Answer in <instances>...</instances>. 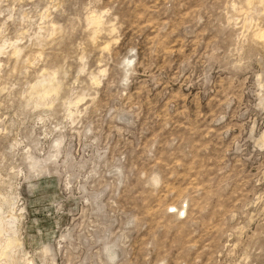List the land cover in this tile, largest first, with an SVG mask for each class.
<instances>
[{"label": "rangeland", "instance_id": "rangeland-1", "mask_svg": "<svg viewBox=\"0 0 264 264\" xmlns=\"http://www.w3.org/2000/svg\"><path fill=\"white\" fill-rule=\"evenodd\" d=\"M0 264H264V0H0Z\"/></svg>", "mask_w": 264, "mask_h": 264}, {"label": "bare ground", "instance_id": "bare-ground-1", "mask_svg": "<svg viewBox=\"0 0 264 264\" xmlns=\"http://www.w3.org/2000/svg\"><path fill=\"white\" fill-rule=\"evenodd\" d=\"M155 180L158 181V176L155 177ZM182 209H178V212H181Z\"/></svg>", "mask_w": 264, "mask_h": 264}]
</instances>
